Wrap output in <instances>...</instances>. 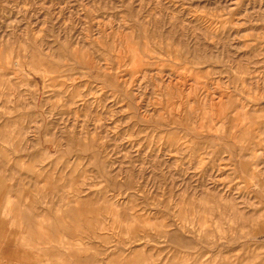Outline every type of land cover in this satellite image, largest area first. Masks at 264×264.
Listing matches in <instances>:
<instances>
[{"label": "rangeland", "instance_id": "374dc122", "mask_svg": "<svg viewBox=\"0 0 264 264\" xmlns=\"http://www.w3.org/2000/svg\"><path fill=\"white\" fill-rule=\"evenodd\" d=\"M263 214L264 0H0V264H264Z\"/></svg>", "mask_w": 264, "mask_h": 264}, {"label": "bare ground", "instance_id": "6f19581e", "mask_svg": "<svg viewBox=\"0 0 264 264\" xmlns=\"http://www.w3.org/2000/svg\"><path fill=\"white\" fill-rule=\"evenodd\" d=\"M260 83V82H259ZM251 102L254 104V102H255V100H254V96L253 97H251ZM252 104V105H253ZM252 110H254V105L252 106ZM255 117H252V115H249V117H248V120H247V122L249 123V124H255V119H254ZM239 117H238V114H236L235 116H234V124H235V126H236V128L234 129V138H235V140H237V142L238 143H240L241 142V134H240V132H239V128H238V123H239ZM263 121V120H262ZM257 122V121H256ZM257 128V127H256ZM259 130V129H258ZM257 130V131H258ZM253 131V130H252ZM251 130H249V132L248 133H250V132H252ZM246 132V131H245ZM243 133H244V131H243ZM254 135H256V133L254 134ZM249 144V143H248ZM261 217V216H260ZM259 217V219L261 220V218ZM262 217H263V224H264V214L262 215Z\"/></svg>", "mask_w": 264, "mask_h": 264}]
</instances>
